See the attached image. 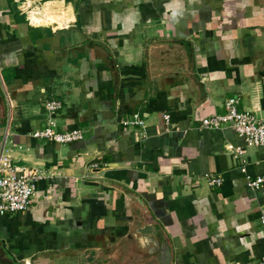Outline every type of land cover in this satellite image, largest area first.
<instances>
[{
    "label": "crops",
    "instance_id": "obj_1",
    "mask_svg": "<svg viewBox=\"0 0 264 264\" xmlns=\"http://www.w3.org/2000/svg\"><path fill=\"white\" fill-rule=\"evenodd\" d=\"M232 97L264 118V0H0V147L8 125L46 175L0 214V264H159L144 225L170 264L264 258V183L228 151L244 142L200 127ZM51 99L82 140L31 136ZM245 157L264 175V144Z\"/></svg>",
    "mask_w": 264,
    "mask_h": 264
},
{
    "label": "built area",
    "instance_id": "obj_2",
    "mask_svg": "<svg viewBox=\"0 0 264 264\" xmlns=\"http://www.w3.org/2000/svg\"><path fill=\"white\" fill-rule=\"evenodd\" d=\"M62 108V103L57 99L44 102L47 113L43 125L34 129L31 136L35 139H45L58 144H69L83 139L80 128L58 129L55 114ZM168 122L169 115H164ZM123 125L145 127V122L138 113L132 118L122 121ZM224 125L231 126L244 144L228 146L231 155L240 162V170L246 174V181L250 188L258 189L264 183V175L252 177L246 173L247 159L245 154L250 147L264 144V118H257L253 113L240 110L237 99L232 97L226 100L224 110L213 113L201 121V128L220 129ZM8 125L0 147V214H12L28 209L36 194L37 182L46 177L45 173L37 167L30 165H17L7 149ZM210 185L219 186L221 178L210 176ZM235 264H264V258L237 262Z\"/></svg>",
    "mask_w": 264,
    "mask_h": 264
},
{
    "label": "water",
    "instance_id": "obj_3",
    "mask_svg": "<svg viewBox=\"0 0 264 264\" xmlns=\"http://www.w3.org/2000/svg\"><path fill=\"white\" fill-rule=\"evenodd\" d=\"M17 165H26L25 162L19 161V162H14ZM151 226L150 225H144L142 226V228H140L138 230V232H140L141 234H143L145 237H147L149 242L153 243L154 248H152V252H157V261L159 264H170L171 261V253H170V247L168 242H166L165 240H159V239H155V237H157V233H154L152 235H154V238H151L149 236V232H150ZM149 245V244H148Z\"/></svg>",
    "mask_w": 264,
    "mask_h": 264
}]
</instances>
